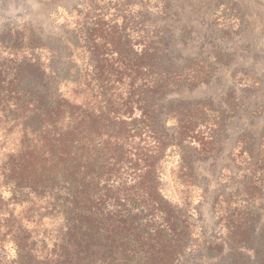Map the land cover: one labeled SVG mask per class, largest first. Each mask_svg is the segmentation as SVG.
Segmentation results:
<instances>
[{
	"label": "trees",
	"instance_id": "trees-1",
	"mask_svg": "<svg viewBox=\"0 0 264 264\" xmlns=\"http://www.w3.org/2000/svg\"><path fill=\"white\" fill-rule=\"evenodd\" d=\"M14 29L0 34V264H179L187 224L159 164L170 147L186 161L185 146L215 142L168 96L207 75L183 71L167 37L131 43L83 11L59 36V71L46 39Z\"/></svg>",
	"mask_w": 264,
	"mask_h": 264
},
{
	"label": "rangeland",
	"instance_id": "rangeland-1",
	"mask_svg": "<svg viewBox=\"0 0 264 264\" xmlns=\"http://www.w3.org/2000/svg\"><path fill=\"white\" fill-rule=\"evenodd\" d=\"M82 11L116 22L131 43L167 37L183 71L207 75L168 96L196 108L215 142L211 154L185 146L186 161L170 147L159 164L161 190L186 219L179 264H264V0H0V34L18 26L46 39L59 71L68 52L59 36L71 37Z\"/></svg>",
	"mask_w": 264,
	"mask_h": 264
}]
</instances>
